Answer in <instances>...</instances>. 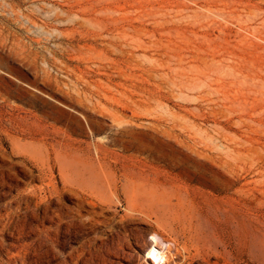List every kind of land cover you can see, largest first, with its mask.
I'll use <instances>...</instances> for the list:
<instances>
[{
	"label": "rangeland",
	"instance_id": "1",
	"mask_svg": "<svg viewBox=\"0 0 264 264\" xmlns=\"http://www.w3.org/2000/svg\"><path fill=\"white\" fill-rule=\"evenodd\" d=\"M161 240L264 264V0H0V264Z\"/></svg>",
	"mask_w": 264,
	"mask_h": 264
},
{
	"label": "bare ground",
	"instance_id": "2",
	"mask_svg": "<svg viewBox=\"0 0 264 264\" xmlns=\"http://www.w3.org/2000/svg\"><path fill=\"white\" fill-rule=\"evenodd\" d=\"M175 23V22H174ZM80 26V25H79ZM81 26H82V24H81ZM111 38V37H110ZM110 40V39H109ZM106 45V44H105ZM107 46V45H106ZM108 48V47H107ZM110 49V48H109ZM124 55V54H123ZM159 55H161V54H159ZM166 64V63H165ZM167 65V64H166ZM43 93V92H42ZM103 98V97H102ZM161 242H162V244H163V247L161 248V247H154V248H152V255H151V257H152V259H151V263L152 264H164L163 263V260H161V261H159V254L161 255V254H163L164 256L167 254V251H168V248H169V246H170V244H167L166 242H164V241H162L161 240ZM166 264V263H165Z\"/></svg>",
	"mask_w": 264,
	"mask_h": 264
}]
</instances>
